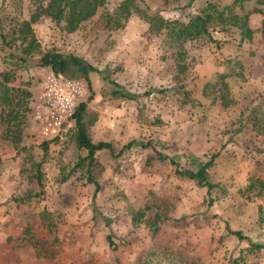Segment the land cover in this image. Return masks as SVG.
I'll use <instances>...</instances> for the list:
<instances>
[{
  "label": "rangeland",
  "instance_id": "374dc122",
  "mask_svg": "<svg viewBox=\"0 0 264 264\" xmlns=\"http://www.w3.org/2000/svg\"><path fill=\"white\" fill-rule=\"evenodd\" d=\"M121 1L108 0L74 33L48 18L32 25L42 50L80 57L96 69L85 83L88 134L112 152L75 166L86 151L74 142L73 123L57 140L43 139L32 112L46 74L37 60L17 70L13 85L27 88L33 103L20 132L7 128L0 109V264H264V248L251 247L264 246V90L247 82L256 71L241 67L234 44L225 50L238 40L237 30L218 26L210 38L188 41L187 68L179 73L162 32L135 16L122 29L105 26ZM206 2L222 9L232 0L137 1L181 23ZM30 9L29 0H0V30L11 33ZM7 53L0 41V72L9 68ZM221 80L229 85L224 101ZM213 154L209 194L175 174L195 171ZM88 175L99 187L94 199ZM144 206L147 216L161 217L154 235L133 222L131 214Z\"/></svg>",
  "mask_w": 264,
  "mask_h": 264
},
{
  "label": "trees",
  "instance_id": "16d2710c",
  "mask_svg": "<svg viewBox=\"0 0 264 264\" xmlns=\"http://www.w3.org/2000/svg\"><path fill=\"white\" fill-rule=\"evenodd\" d=\"M138 0H123L119 3L114 12L105 18V26L112 30L122 29L131 16H135L148 24L154 31L162 32L161 45L167 50L173 51V59L175 67L179 73L186 71L184 45L188 41H193L201 37L210 38L209 30L220 26L221 31L229 32V28L237 30V39L240 42L251 41L253 39L254 30L249 28V15L260 10L256 7L248 9L247 5L252 0H232L230 5L217 8L213 3L206 2L195 15L188 17L186 23L178 20H166L158 13L150 12L147 9L140 8ZM108 0H29L31 9L26 19L16 21V29L11 33H3L0 30V41L2 47L8 49L7 58L9 68L0 72V109L6 112L5 123L7 128H14L16 132H20V127L25 114L32 108L33 98L31 92L27 88L13 85L14 74L17 70L29 66L30 60H37L38 67H47L55 74H61L70 79L81 78L87 85L90 84L89 74L95 72L96 69L85 62L84 59L74 55H63L55 49L42 50L37 41L32 25L41 18H48L56 26L60 27L65 33H74L83 23L90 20L98 11L104 7ZM257 4V1H256ZM264 35V25L261 29ZM80 79V80H81ZM223 79V76H220ZM223 92L220 97L224 101L228 95V86L221 80ZM116 96L127 98L125 93L115 91ZM74 142L78 149L85 150L86 156L80 158L75 166L82 167L84 164L91 166L95 161L96 152L109 150L112 152L110 144L106 142L93 143L88 134V125L86 122V106L80 103L76 109L73 118ZM20 126V127H19ZM58 138L51 139L53 141ZM46 143H42L43 149L46 150ZM133 142L126 145L118 154L131 146ZM158 159L168 160L166 156L157 154ZM216 155L213 154L210 159L198 165L193 170H175V174L194 181L198 187L205 188L207 194L214 188V185L208 181L207 170L212 166ZM170 164L175 163L170 160ZM40 182V175L36 176ZM88 182L94 186L93 199L99 190L98 184L88 175ZM28 200V198H27ZM150 210L149 206L138 209L133 212V222H143L154 235L157 224L161 221L159 214L147 216ZM95 214H100L96 207ZM105 225L108 227L110 220L101 214L99 215ZM229 234L237 237L239 240L244 239L239 231H229ZM109 247H115L113 235L108 231L105 237ZM251 247L259 250L264 248L263 245L251 244ZM150 264V262H147ZM144 264V263H143Z\"/></svg>",
  "mask_w": 264,
  "mask_h": 264
},
{
  "label": "built area",
  "instance_id": "2783aa9c",
  "mask_svg": "<svg viewBox=\"0 0 264 264\" xmlns=\"http://www.w3.org/2000/svg\"><path fill=\"white\" fill-rule=\"evenodd\" d=\"M83 80L48 72L39 85L32 116L45 140L59 138L74 118L86 95Z\"/></svg>",
  "mask_w": 264,
  "mask_h": 264
},
{
  "label": "crops",
  "instance_id": "0c3cea01",
  "mask_svg": "<svg viewBox=\"0 0 264 264\" xmlns=\"http://www.w3.org/2000/svg\"><path fill=\"white\" fill-rule=\"evenodd\" d=\"M256 1L257 0H255L254 7L260 11L250 14L248 19L249 28L255 31L253 39L251 41L243 42H240L239 40L227 42L225 50L232 49L234 44L235 49L238 50L237 59L239 60L241 67L243 68L244 66L248 69L249 65H253V68L256 71L255 76L247 82H252V87L256 88L255 90H257L256 92L258 93L260 90H264V35L261 33V29L264 25V0L257 4ZM226 58L228 59V57ZM40 69L43 70L45 74L50 72L47 67H41ZM227 86L229 88L228 84ZM262 95H264V93H262Z\"/></svg>",
  "mask_w": 264,
  "mask_h": 264
}]
</instances>
